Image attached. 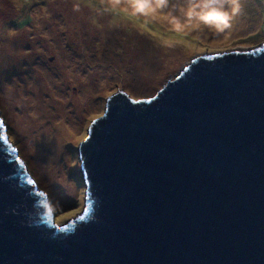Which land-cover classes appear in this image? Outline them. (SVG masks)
<instances>
[{
    "label": "water",
    "instance_id": "water-1",
    "mask_svg": "<svg viewBox=\"0 0 264 264\" xmlns=\"http://www.w3.org/2000/svg\"><path fill=\"white\" fill-rule=\"evenodd\" d=\"M0 121V264H264V43L199 55L152 97L109 95L62 224Z\"/></svg>",
    "mask_w": 264,
    "mask_h": 264
},
{
    "label": "rangeland",
    "instance_id": "rangeland-1",
    "mask_svg": "<svg viewBox=\"0 0 264 264\" xmlns=\"http://www.w3.org/2000/svg\"><path fill=\"white\" fill-rule=\"evenodd\" d=\"M212 10L220 30L196 22ZM262 43L264 0H0V114L56 222L84 208L79 144L109 95L152 97L199 55Z\"/></svg>",
    "mask_w": 264,
    "mask_h": 264
},
{
    "label": "clouds",
    "instance_id": "clouds-1",
    "mask_svg": "<svg viewBox=\"0 0 264 264\" xmlns=\"http://www.w3.org/2000/svg\"><path fill=\"white\" fill-rule=\"evenodd\" d=\"M235 2V0H233V3ZM197 7V5L193 4L192 7H190L188 9V13L189 15H192L193 14V10ZM202 7L204 8H208V6H206V4L202 5ZM221 7H222V4H221ZM233 13L236 11V8L233 7L232 9ZM209 12H214L217 14V17H219V13L215 12L214 10L212 11H207V12H204V13H198L197 16H196V22L197 23H205L207 24L209 27H215L217 30H220L222 29L223 26H225L224 24H221L219 22L216 21V19H204L203 17L209 13ZM227 17V13H224L223 14V17L222 18H226ZM34 179V178H33ZM35 180V179H34Z\"/></svg>",
    "mask_w": 264,
    "mask_h": 264
},
{
    "label": "snow or ice",
    "instance_id": "snow-or-ice-1",
    "mask_svg": "<svg viewBox=\"0 0 264 264\" xmlns=\"http://www.w3.org/2000/svg\"><path fill=\"white\" fill-rule=\"evenodd\" d=\"M161 2H163V0H161ZM215 2H217V0H208V3H215ZM206 6H208V4H206ZM138 7L143 8L144 5L141 4V5H138ZM203 18H204V19H213V18H217V14L214 13V12H209V13H207ZM219 18L222 19V17H219ZM2 126H3V122L0 121V127H2ZM3 138H4V137H0V139H3ZM84 139H87V136H85ZM17 151H18L17 148H15V147H12V148H11V152H12V153H16ZM16 159H17V160H20L19 156H16ZM28 182H29L30 184L35 183V181H33V180H31V179H30ZM42 195H43V193H42ZM79 218H80V219H83L82 216L79 217Z\"/></svg>",
    "mask_w": 264,
    "mask_h": 264
},
{
    "label": "trees",
    "instance_id": "trees-1",
    "mask_svg": "<svg viewBox=\"0 0 264 264\" xmlns=\"http://www.w3.org/2000/svg\"><path fill=\"white\" fill-rule=\"evenodd\" d=\"M128 18V17H127ZM53 208V207H52Z\"/></svg>",
    "mask_w": 264,
    "mask_h": 264
}]
</instances>
